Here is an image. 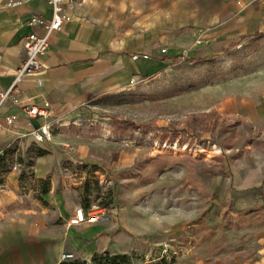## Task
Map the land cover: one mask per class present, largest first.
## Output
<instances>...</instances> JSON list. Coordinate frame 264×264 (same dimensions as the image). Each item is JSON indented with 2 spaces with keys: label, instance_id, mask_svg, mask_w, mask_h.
Returning <instances> with one entry per match:
<instances>
[{
  "label": "rangeland",
  "instance_id": "rangeland-1",
  "mask_svg": "<svg viewBox=\"0 0 264 264\" xmlns=\"http://www.w3.org/2000/svg\"><path fill=\"white\" fill-rule=\"evenodd\" d=\"M253 6L263 19L230 52L206 46L93 99L43 142L71 156L62 170L90 203L125 222L118 229L128 237L129 262L264 259V198L252 204V185L242 181L258 162L249 100L264 95V0ZM24 182L37 193L50 187L49 178Z\"/></svg>",
  "mask_w": 264,
  "mask_h": 264
},
{
  "label": "crops",
  "instance_id": "crops-1",
  "mask_svg": "<svg viewBox=\"0 0 264 264\" xmlns=\"http://www.w3.org/2000/svg\"><path fill=\"white\" fill-rule=\"evenodd\" d=\"M254 1L78 0L73 4L72 17L51 35L41 57L42 82L29 77L18 82L20 96L46 107L48 117L30 123L21 103L7 98L0 104V264H96V255L130 253L128 237L118 229L125 222L105 207L95 222H68L75 207L89 208L94 202L62 170L61 161L72 160L71 156L35 142L33 129L46 121L69 120L93 99L129 89L179 58L197 56L206 46L225 49L251 38L252 23L263 19L254 13ZM8 2L0 0V91L14 82L24 59V38L44 32L30 23L31 18L52 16L47 0ZM249 102L248 120L257 138L252 160L258 162L243 171L242 181L252 185L254 204L264 198V95ZM7 116L13 117V123L7 125ZM27 176L32 181L49 178L48 191H28ZM63 252L84 260L60 263Z\"/></svg>",
  "mask_w": 264,
  "mask_h": 264
},
{
  "label": "built area",
  "instance_id": "built-area-1",
  "mask_svg": "<svg viewBox=\"0 0 264 264\" xmlns=\"http://www.w3.org/2000/svg\"><path fill=\"white\" fill-rule=\"evenodd\" d=\"M29 1V0H27ZM52 7V16L45 19L42 16H33L30 23L36 24L43 29V33L31 32L24 38L23 55L24 59L15 73V79L12 85L0 91V104L5 99H11L15 103H21L25 109L28 121L32 123L39 117H48L46 107L33 103L28 97H21V90L18 82L22 78H33L37 83L42 82L40 74L43 72L41 57L49 47L51 35L62 29L63 25L72 17L73 4L78 0H47ZM18 0H9V4H16ZM7 125L13 123V117L5 118ZM59 120H50L39 123L33 129L35 142H44L48 140L53 132V127ZM14 168H16L14 166ZM104 212V207L94 204L89 208L82 205L75 207L73 213L69 216L70 224H82L84 222H95ZM70 260H84L78 254L73 252H63L60 263Z\"/></svg>",
  "mask_w": 264,
  "mask_h": 264
},
{
  "label": "trees",
  "instance_id": "trees-1",
  "mask_svg": "<svg viewBox=\"0 0 264 264\" xmlns=\"http://www.w3.org/2000/svg\"><path fill=\"white\" fill-rule=\"evenodd\" d=\"M239 44V42L231 44L230 46H228L225 51L228 53L231 50H233L237 45ZM48 191V188H45L43 190V192ZM94 263L96 264H118L120 262H127L128 261V256L127 255H109L108 253L106 254H102V255H96L94 257Z\"/></svg>",
  "mask_w": 264,
  "mask_h": 264
}]
</instances>
